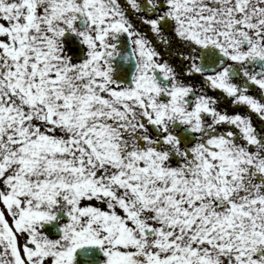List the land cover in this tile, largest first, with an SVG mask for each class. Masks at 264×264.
Instances as JSON below:
<instances>
[{
    "label": "snow or ice",
    "instance_id": "1",
    "mask_svg": "<svg viewBox=\"0 0 264 264\" xmlns=\"http://www.w3.org/2000/svg\"><path fill=\"white\" fill-rule=\"evenodd\" d=\"M0 264H264V0H0Z\"/></svg>",
    "mask_w": 264,
    "mask_h": 264
}]
</instances>
